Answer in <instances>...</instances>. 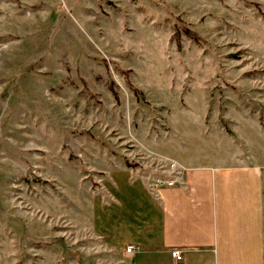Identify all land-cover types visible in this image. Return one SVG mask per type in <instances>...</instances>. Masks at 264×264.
<instances>
[{"label": "rangeland", "instance_id": "obj_1", "mask_svg": "<svg viewBox=\"0 0 264 264\" xmlns=\"http://www.w3.org/2000/svg\"><path fill=\"white\" fill-rule=\"evenodd\" d=\"M255 125L264 0H0V264H110L82 231L113 171Z\"/></svg>", "mask_w": 264, "mask_h": 264}, {"label": "crops", "instance_id": "obj_2", "mask_svg": "<svg viewBox=\"0 0 264 264\" xmlns=\"http://www.w3.org/2000/svg\"><path fill=\"white\" fill-rule=\"evenodd\" d=\"M254 127L258 136L242 142L258 143L245 156L215 133L201 134L207 145H191L190 162L160 153L176 163L166 172L176 170L177 183L153 192L131 168L113 171L82 233L110 264H264V138ZM129 244L140 250L127 254Z\"/></svg>", "mask_w": 264, "mask_h": 264}, {"label": "built area", "instance_id": "obj_3", "mask_svg": "<svg viewBox=\"0 0 264 264\" xmlns=\"http://www.w3.org/2000/svg\"><path fill=\"white\" fill-rule=\"evenodd\" d=\"M168 167L171 168V169H175L176 168L175 163H169ZM159 172H160V174L155 175L152 178V180H149L148 182L146 181V184H147L148 189L150 191H152V192L154 190H157L161 186H164V185H166V186H172L175 183H177L176 170H173L171 172V174L168 175V176L163 175V173L166 172V170H162L161 169ZM139 250H140V247L137 246V245H134V244H129L125 248V252L127 254H133V253H135V252H137ZM170 255H171V257L174 260L179 261L182 258V251L179 248H173L170 251Z\"/></svg>", "mask_w": 264, "mask_h": 264}, {"label": "trees", "instance_id": "obj_4", "mask_svg": "<svg viewBox=\"0 0 264 264\" xmlns=\"http://www.w3.org/2000/svg\"><path fill=\"white\" fill-rule=\"evenodd\" d=\"M186 34L191 37L193 40H198V37L191 31L186 30ZM111 90H113L112 85L110 86ZM114 94L116 95L115 91Z\"/></svg>", "mask_w": 264, "mask_h": 264}]
</instances>
